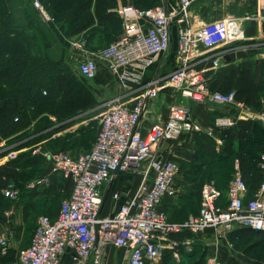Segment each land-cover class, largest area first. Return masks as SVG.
Wrapping results in <instances>:
<instances>
[{
  "label": "built area",
  "instance_id": "2783aa9c",
  "mask_svg": "<svg viewBox=\"0 0 264 264\" xmlns=\"http://www.w3.org/2000/svg\"><path fill=\"white\" fill-rule=\"evenodd\" d=\"M193 1L180 0L176 13L167 11L164 4L149 9L133 5L115 8L113 12L122 24L121 33L96 53H88L83 36L67 40L80 78L92 80L101 62L124 94L104 101L97 132L87 151L77 156L64 151L44 153L50 164L48 174L22 188L9 185L1 191L12 201L21 196L22 189L33 191L47 186L52 177L70 184L55 219L39 217L29 243L18 249L16 264H62L64 259L68 264H108L110 247L123 252L118 264H156L165 254L178 261L179 251L207 230L219 236L237 229L264 234V153L258 160L261 181L253 191L243 181L239 161L235 159L234 174L224 191L213 180L203 184L196 215L182 222H171L160 210L165 198L177 195L180 169L176 161L160 154L162 144L205 134L219 145L220 133L235 125L233 118L221 116L205 131L194 120L191 104L242 105L232 93L212 90L206 75L219 69L218 50L237 38L236 20L193 22L190 14ZM32 6L42 20H49L38 0H33ZM173 23L177 35L174 68L167 76L139 86L143 72L172 48ZM132 86L142 91L128 106L122 98ZM164 87L173 93L166 117L153 122L142 135L139 124L146 101ZM126 172L139 175L136 192L110 214H103L102 187ZM111 197L118 199L117 194ZM12 238L10 230L0 237L2 257ZM0 264L4 262L0 260ZM206 264L224 263L209 258Z\"/></svg>",
  "mask_w": 264,
  "mask_h": 264
},
{
  "label": "trees",
  "instance_id": "16d2710c",
  "mask_svg": "<svg viewBox=\"0 0 264 264\" xmlns=\"http://www.w3.org/2000/svg\"><path fill=\"white\" fill-rule=\"evenodd\" d=\"M38 1L49 16L48 23H44L38 10L33 8V0H0V141L5 140L4 145L0 146L1 207L9 201L1 191L28 177L23 170L18 169L19 166L14 164V161L1 163V159L11 151L12 145L23 143L22 146H18V149H22L27 142L34 145L39 143L38 139L44 132L42 126L44 127V123H50V116L57 121L53 126L49 125L50 131L56 132L66 127L68 121L83 112L82 109L85 108L75 102L76 95L78 97L80 94L83 95L89 106L97 103L94 94L82 84L78 79L80 77L75 76L76 73L67 62V40L78 36L96 22L98 26L110 23L113 25V19L116 16L114 13L107 12L115 6V0ZM135 7L149 9L152 6L135 5ZM53 45L58 47L57 51L54 50L55 52L54 48L52 49ZM210 86L212 90L223 94L232 93L234 100L238 103L264 111V89L254 84L248 69L232 70L225 76H217ZM66 94H71L72 103L79 105L67 104L70 100H66L64 97ZM51 98L54 102L49 101ZM39 101L41 105H36L35 102L38 104ZM17 116L21 117V123H18L19 119L17 122L14 121ZM37 116H39V130L30 136L27 133L28 126ZM219 136L227 147L226 151L237 145L236 159L239 161L240 171L242 170V179L248 189L253 191L261 181L258 160L264 153V129L257 122L241 120L233 127L223 130ZM198 137L206 138L203 141L211 143L209 141L211 138L205 134H200ZM34 139L36 141L32 142ZM249 146H253L256 150L247 152ZM54 149L51 151L56 153ZM30 158L33 161L38 159V157ZM234 160L232 161L233 172ZM210 173L211 177L206 181L213 180L216 187L224 191L228 183L220 187L213 179L219 172ZM52 192L51 189H47L46 194L51 196ZM185 207L184 204L181 205L180 212ZM198 207L195 213L190 215H196ZM190 215L188 214L181 221L168 219L171 222H182ZM253 233L264 236L263 233Z\"/></svg>",
  "mask_w": 264,
  "mask_h": 264
},
{
  "label": "crops",
  "instance_id": "0c3cea01",
  "mask_svg": "<svg viewBox=\"0 0 264 264\" xmlns=\"http://www.w3.org/2000/svg\"><path fill=\"white\" fill-rule=\"evenodd\" d=\"M162 4L165 5L167 11L176 13L180 6V0H115V6L107 12L114 13L113 10L115 8L124 5H136L140 7L152 6L151 8H153ZM190 14L192 18L194 17V20L192 19L193 22L196 20H199V22H214L227 18L236 20L234 27L237 32V38L228 46L218 50L220 53L219 69L215 72H207L206 74L207 77L210 78V84L217 76H225L232 70L239 71L241 69H248L251 73L254 84L264 89V0H194L190 9ZM49 21L50 19L47 21L43 20L44 23H48ZM173 27L175 28L174 23L172 24L171 30ZM121 28V21L117 16H115L113 19V25L110 23L109 25L98 26L96 22L79 35L86 39L87 51L90 54L96 53L109 45L114 38L120 35ZM53 46V51L55 49L57 51L58 47L56 45ZM74 56V52H71V50L67 48V62L72 66L74 72L77 73L75 64L76 59ZM174 64V53L171 48L169 52L157 59L154 64L143 72L142 83L139 86H144L153 79L167 76L174 68ZM207 66L208 64L204 67ZM86 85L90 90H92V93H99V95L102 96L101 98L103 99L99 98L98 100L101 102L124 94L123 90L119 87L117 80L108 73L104 64L101 62L98 63V70L94 78L90 81L86 80ZM130 89L131 91L125 93V97L122 98V101L128 106L133 103L136 96L140 93V91H142V89L138 86H132ZM172 98L173 93L171 89L164 87L159 92H156L155 95L147 99L145 110L139 124V132L142 135L146 133L147 128L153 122L158 119H165L167 107L172 101ZM191 113L194 120L205 131L211 129L215 119L221 116H229L234 119L235 123L241 120L254 121L260 124V126L264 129V126L262 125V120H264V111L262 109L248 107L243 104L241 106H237L222 105L215 102H204L201 104L192 103ZM71 124L63 127L62 130L60 129L61 131L59 130V132L55 135H52V137L56 138L63 136L61 142L57 143V146L59 147L54 150L56 152L64 151L71 156H77L87 151L92 143L88 142L89 144L81 146V142L78 139L82 137V132L80 128L77 129V125L72 126ZM183 138L184 137L180 139ZM194 139H196V137ZM46 142L47 140L43 143ZM4 143L5 140H1L0 146H3ZM172 144L173 143L171 142L164 143L160 148V154L165 159H171V157L174 156L173 152L176 147ZM40 149H42V146H40ZM47 150H49L47 154L53 153L50 146H47ZM6 157L2 158L4 162L6 160L4 158ZM51 181H54L53 177ZM139 181V175L126 172L115 176L111 184L104 185L102 187V193L105 198L102 210L103 214H110L119 205L131 198L137 190ZM176 184L177 191L180 192V182L176 181ZM44 189H51L54 191L53 185L48 188L43 187L41 190L38 188L35 189L36 191H33L37 192L38 195L46 194L47 190ZM68 192L69 190L67 193ZM178 192L174 198H165L160 206V210L164 212L169 219L173 218V210L180 209L181 207L177 198ZM112 194H117L118 199L114 200L111 197ZM31 195V191L22 189L21 196L18 199L8 201L11 211L4 215L10 216L12 219L16 218L15 210L19 207V202L26 201V199ZM57 212L48 217L55 219ZM8 230L11 231L13 237L19 236L20 232L14 233L12 229H9V226L6 227V225L1 230L3 232L2 235ZM243 234H252V232L245 229H237L233 231V233H229L226 236H219L213 230H207L197 237H194L189 246L179 251L180 254L178 261L174 260L170 254H165L156 264H206V261L209 258L216 259L224 264H244L240 258L238 259L235 256V254L234 256L230 255L232 254V251L234 252V246L231 243L233 240L238 241V239H242ZM246 246L247 244L245 245V249H247ZM249 247H252V244H249L248 248ZM114 249L113 247H110L108 250L110 255L108 264H118L121 261L123 252L119 249H115L114 251ZM62 264H68L67 259H64Z\"/></svg>",
  "mask_w": 264,
  "mask_h": 264
},
{
  "label": "rangeland",
  "instance_id": "374dc122",
  "mask_svg": "<svg viewBox=\"0 0 264 264\" xmlns=\"http://www.w3.org/2000/svg\"><path fill=\"white\" fill-rule=\"evenodd\" d=\"M76 75L79 77L77 73L75 74V76ZM78 79L82 82L83 85H86V80H82L80 78ZM90 91L92 92V90ZM97 94H94L97 100V103L94 106H92L91 104L89 106V103L87 102V100H85L83 95L80 94V99L78 95L74 96L75 102L80 103L81 106H85V108L82 109L83 112L76 115L73 120L68 122L67 125L72 123V126L77 125V129L80 128L82 132V137L78 140L81 142V146L93 142L94 136L98 129L100 117L102 115V112L104 111V101H98L99 98H101L102 96H100L99 93ZM71 96V94H66L64 96L66 100H70L67 101V104L79 105L77 103H72ZM52 97H54V95ZM49 101L54 102V99L51 98L49 99ZM90 102L92 103L91 100ZM35 103L36 105H41L40 101L38 104L37 102ZM38 117L39 116H37L36 119L32 120L31 124L28 126L27 133L30 136L31 134H35V132L39 130L40 126H38ZM16 118L19 119L18 123H21V117L17 116ZM50 118V123H44V127L42 126V130H44V132L41 138L38 139L39 143L34 145L27 142L22 147L23 150L21 148L18 149V146H22L23 143L12 145L11 151L6 155L7 157L4 156L6 157L4 159H6L7 161H14V164L19 166L18 169H20L21 171L23 170L25 176H28L27 178L24 177L23 181L15 183L14 186L22 188L27 182L49 173L50 164L47 160L45 161L43 154L49 152V150L46 149L48 144H50L51 149H56L59 147L57 146V143H60L63 139V136H60L59 138L52 137V135H55L57 132H59V130L56 132L50 131L51 126L57 123L55 118L51 116ZM50 137L52 138L48 140ZM193 138L195 137L185 136L183 139L177 140L175 143L173 142L172 144L175 145L176 148L173 152L174 156L171 157V159L176 161L180 168L176 181L180 182L181 189L180 192L177 191V198L179 200V205L184 204V206H186L181 212L180 209L173 210L172 217L175 219H170L174 221H181L185 219L188 214L190 215L195 213L199 203L201 187L206 182V180L211 177L210 172H219L218 176H214L213 179L219 184L220 187L226 186V184L229 182V180L234 174V172L232 171V161L237 158V145H234L231 150L229 149L226 151L227 147L223 142L222 144L218 145L211 138L209 140L211 143L209 144L206 143V141H203L206 138L196 137L195 140H193ZM30 139H32V137ZM46 140L47 142L43 143ZM35 141L36 139H34L32 142ZM40 146H42V149H40ZM255 150L256 149L253 146H249L247 152H254ZM30 157H38V159H34L35 161H33ZM3 162L4 160L1 159V163ZM205 172L206 174H204ZM53 178L54 181L50 180L47 186H43L44 188H48L49 186L53 185L54 191L52 192V195H38L37 192H34L36 190L31 191L32 195L30 197H32V199H30L29 197L26 199V201L19 202V207H17V209L15 210L16 218L12 219L10 216L4 215L11 211L9 202L6 201V203L2 205V207L0 206L1 230L6 225V227L9 226V229H12L14 233L20 232L19 236L12 238V243L9 244V249L5 256H1L2 254L0 250L1 262H4L5 264H16V256L18 249L28 243L31 234L33 233L36 227L37 220L39 219V217L46 215L52 216L57 212L61 200L66 195L70 187L68 181H63L57 177ZM43 187L39 189L41 190ZM9 219L10 221H12L11 223H7ZM1 230L0 237L3 233ZM231 244L234 246V248L232 247L234 249V252L232 251V254L230 255L234 256L235 254L238 259H241L242 263L264 264V236H262L261 234H256L253 232L252 234H243L242 239H238V241L233 240ZM246 244L247 249H245ZM249 244H252V247L248 248Z\"/></svg>",
  "mask_w": 264,
  "mask_h": 264
},
{
  "label": "water",
  "instance_id": "95a60500",
  "mask_svg": "<svg viewBox=\"0 0 264 264\" xmlns=\"http://www.w3.org/2000/svg\"><path fill=\"white\" fill-rule=\"evenodd\" d=\"M172 50L175 51L177 48V35H176V29L173 27L172 28Z\"/></svg>",
  "mask_w": 264,
  "mask_h": 264
},
{
  "label": "bare ground",
  "instance_id": "6f19581e",
  "mask_svg": "<svg viewBox=\"0 0 264 264\" xmlns=\"http://www.w3.org/2000/svg\"><path fill=\"white\" fill-rule=\"evenodd\" d=\"M192 7V6H191ZM185 137V136H184ZM180 140V139H179Z\"/></svg>",
  "mask_w": 264,
  "mask_h": 264
}]
</instances>
